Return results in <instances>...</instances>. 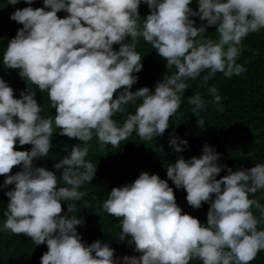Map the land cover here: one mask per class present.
<instances>
[{
	"label": "clouds",
	"instance_id": "clouds-1",
	"mask_svg": "<svg viewBox=\"0 0 264 264\" xmlns=\"http://www.w3.org/2000/svg\"><path fill=\"white\" fill-rule=\"evenodd\" d=\"M19 2L3 0L13 6ZM33 2L25 0L29 5ZM41 2L43 8L29 6L6 13L11 26L23 27L14 38L7 37L5 47L1 45L5 36L0 37V72L14 69L13 74L29 85L17 99L14 89L0 78V212L4 217L0 264H190L197 259L202 264H250L255 260L264 250L260 227L264 204L250 197L264 190V163L235 171L227 168L228 175L217 179L227 166L218 165L219 154L208 145L202 156L188 160L180 156L167 167L168 178L187 192L191 207L210 204L206 224L183 213L168 181L148 172L131 184L113 188L104 201L103 209L120 223L119 239L130 237L128 244L142 253L139 257L114 258L115 249L100 241L102 236L110 237V229L93 228L97 235L89 239L85 234L89 228L77 229L82 219L62 215L61 202H73L68 203V212L73 213L74 202L87 195L81 186L91 183L96 173L85 159L88 147L76 146L74 138L88 142L95 135L102 145L113 147L133 132L142 140H152L165 133L170 117L181 107L186 81L206 70L205 81L218 72L226 77L246 72L237 59L242 41L264 29V0H198L196 11L190 7L192 0ZM144 11L150 14L141 24ZM192 17L206 23L196 26ZM212 26H217L218 42L197 40ZM129 36L131 42L126 43ZM139 37L167 61L168 69H177L157 83L154 93L148 87L131 91L138 81L134 73L143 68L136 50ZM114 44H120L119 51L113 50ZM208 91L211 101L199 93L188 97L193 112L208 103L221 104L217 89ZM138 100L141 103L123 125L113 119ZM219 110L223 111L222 105ZM197 123L205 122L198 119ZM53 127L70 138L58 151L51 139ZM186 144L179 137L170 140L176 152ZM61 182L64 186L58 187ZM14 239H31L35 251L12 258L4 249Z\"/></svg>",
	"mask_w": 264,
	"mask_h": 264
},
{
	"label": "trees",
	"instance_id": "trees-1",
	"mask_svg": "<svg viewBox=\"0 0 264 264\" xmlns=\"http://www.w3.org/2000/svg\"><path fill=\"white\" fill-rule=\"evenodd\" d=\"M42 0H34L29 5L25 0H20L18 5H10L0 0V8L2 6V15L0 14V37L5 36L1 45L7 44V37L14 38L21 24H16L15 28L10 25L9 21L4 18L6 13L13 14L17 9L25 7L43 8ZM17 6V7H16ZM143 7L148 9L147 4L143 3ZM190 7L198 10V0H192ZM148 11L140 14V23L144 22ZM196 21V26H201L206 21H201L199 17H192ZM12 23H14L12 21ZM12 27L14 29H12ZM217 26L206 29V32L200 39H212L218 42L219 33L216 32ZM12 29V30H11ZM126 43L131 42V37L126 38ZM243 50L237 59L238 64L244 65L246 72L240 76L226 77L223 73H216L211 79L205 81L203 77L208 74L207 70L195 80L186 81L188 88L182 96L181 107L177 113L170 117L169 127L162 136L154 137L152 140H142L136 132H133L128 139L121 141L116 147L111 144L102 145L98 137L93 135L88 142L80 141L74 138L76 146L88 147L89 152L85 159L96 167V173L91 183H85L81 186V191L87 195L81 200L74 202L76 208L73 213L68 212V201H62V215L71 218L72 215L83 220L77 229L89 231L86 236L89 239L95 238L99 228H108L109 236H102V243H108L115 249L114 258L123 256H137L142 253L135 251V246L129 245L126 238L124 241L119 239L117 230L120 223L114 221L113 217L103 209V203L109 198V193L113 188L123 187L133 183L142 172H148L158 175L161 179L167 180L170 187L173 188L176 202L183 210V213L190 214L198 218L201 223H207V213L210 204L203 203L200 209H194L186 200L187 192L184 189H177L174 182L167 176V167L174 164L175 161L183 156L185 160L191 159L193 156L200 157L203 155L205 145L219 154L217 160L218 165L227 166L217 176L221 179L228 175L227 168L233 171L240 168H251L257 163H264V29L256 33L250 34L242 41ZM120 44H114L113 50L119 51ZM136 50L140 53L143 68L139 73H134L138 77L137 83L132 86L131 91L135 92L142 87H148L150 92L155 91L157 83L165 77L174 74L177 69L173 66L168 69L167 61L162 58L151 44L145 42L139 37L136 42ZM14 69L3 68L0 72L2 78L7 84L14 89V98L19 99L21 92L27 90L29 85L27 81L20 76H15ZM19 69L16 72L19 74ZM26 83H25V82ZM215 87L217 94L221 96V104L216 105L208 103L205 108L198 112H193L194 105L188 102V97L200 94L205 101H211L212 95L208 89ZM119 91L114 94V98L118 97ZM48 98V94H45ZM38 101V97H35ZM44 99V96L41 98ZM141 103L137 101L135 104L126 106L127 111L123 114L117 113L113 119L123 125L129 114H134L136 107ZM222 105L223 111H220ZM198 119L204 120V125H198ZM54 128L55 150L58 151L61 146H67L70 138L61 136L60 129ZM173 137H179L186 140V145H181L184 149L182 152H176L174 147L170 145ZM79 144V145H78ZM17 146H20L17 142ZM162 146V147H161ZM64 186L61 182L58 187ZM259 199L264 204V190L258 191L254 196L250 197ZM215 194H213V200ZM254 215L259 216L258 210L253 208ZM3 214L0 212V227L3 221ZM260 227L264 229V222ZM96 228V229H93ZM91 229V230H90ZM95 242V241H94ZM83 243V242H82ZM35 243L31 239H14L12 245L7 246L4 251L12 253L11 257L16 255L21 257L35 251ZM118 253L117 257L115 256ZM120 264H123L120 261ZM190 264H202V261L193 260ZM250 264H264V250L258 253L255 260Z\"/></svg>",
	"mask_w": 264,
	"mask_h": 264
}]
</instances>
